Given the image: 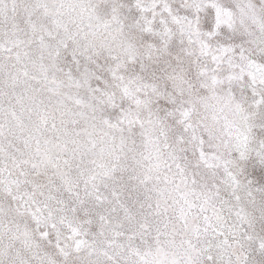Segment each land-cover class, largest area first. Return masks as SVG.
<instances>
[{"label": "snow or ice", "instance_id": "obj_1", "mask_svg": "<svg viewBox=\"0 0 264 264\" xmlns=\"http://www.w3.org/2000/svg\"><path fill=\"white\" fill-rule=\"evenodd\" d=\"M0 264H264V0H0Z\"/></svg>", "mask_w": 264, "mask_h": 264}]
</instances>
